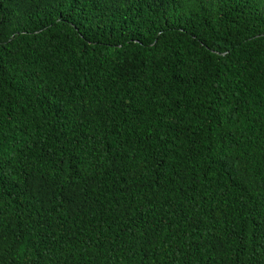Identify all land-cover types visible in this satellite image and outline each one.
<instances>
[{
	"label": "trees",
	"instance_id": "obj_1",
	"mask_svg": "<svg viewBox=\"0 0 264 264\" xmlns=\"http://www.w3.org/2000/svg\"><path fill=\"white\" fill-rule=\"evenodd\" d=\"M0 264H264V0H0Z\"/></svg>",
	"mask_w": 264,
	"mask_h": 264
}]
</instances>
